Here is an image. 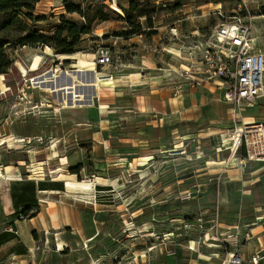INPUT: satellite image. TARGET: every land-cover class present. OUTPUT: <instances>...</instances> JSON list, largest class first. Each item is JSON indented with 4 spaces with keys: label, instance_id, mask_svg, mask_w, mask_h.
<instances>
[{
    "label": "rangeland",
    "instance_id": "obj_1",
    "mask_svg": "<svg viewBox=\"0 0 264 264\" xmlns=\"http://www.w3.org/2000/svg\"><path fill=\"white\" fill-rule=\"evenodd\" d=\"M32 14L0 11L13 61L0 73V233L11 234L0 264H222L229 251L252 264L264 256V162L238 155L236 165L208 163L230 157L217 149L236 116L263 118L264 96L243 109L226 102L205 79L211 66L197 46L237 15L253 24L264 51V0H38ZM62 16L90 30L71 54L48 39ZM36 32L48 41L18 42ZM99 45L111 47L114 64L95 70L126 85L78 86L83 100L64 108L62 92L33 84L48 70L59 83H83L65 75L75 59L55 54L92 62ZM36 55L39 70L22 76L17 63L31 68ZM86 74L94 82L96 73ZM186 92L196 103L206 98L194 123L170 113L168 99ZM42 183L63 190L41 193Z\"/></svg>",
    "mask_w": 264,
    "mask_h": 264
},
{
    "label": "built area",
    "instance_id": "obj_2",
    "mask_svg": "<svg viewBox=\"0 0 264 264\" xmlns=\"http://www.w3.org/2000/svg\"><path fill=\"white\" fill-rule=\"evenodd\" d=\"M252 29L251 22L235 15L232 20L216 26L209 39L197 45L204 58L202 63L211 66L205 72V79L217 82L223 99L240 109L254 107L264 96V51L258 38L252 36ZM94 60L96 66H112L114 54L111 47L97 46ZM236 117L234 126L223 128L226 132L218 153L226 150L230 156L243 155L242 159L247 162H264V118L244 121ZM9 230L17 233L12 227ZM190 249L193 248L190 246ZM175 252L170 250L168 253ZM241 256L239 252L229 251L222 264H242ZM263 257L257 252L250 263L259 264Z\"/></svg>",
    "mask_w": 264,
    "mask_h": 264
},
{
    "label": "bare ground",
    "instance_id": "obj_3",
    "mask_svg": "<svg viewBox=\"0 0 264 264\" xmlns=\"http://www.w3.org/2000/svg\"><path fill=\"white\" fill-rule=\"evenodd\" d=\"M55 56H56L57 59H63V60L66 59V58L75 59L74 62L72 63V67H74L75 70L73 72H71L70 70L66 71L65 75H67L69 77H74L75 81H80V82H83V83H80V84H77V82H75V84L74 83L72 84L71 82L59 83L57 78L60 75L59 76H56V75L53 76V74H52L53 71L52 70H48V71L44 72L43 74H41L40 76H38L36 78H33L32 80H33V84H35L36 86L41 85L42 86L41 88L44 91L45 90H49V91H52V92H62L64 94V98H65V102H64L65 105L63 106L64 108L71 107V105H70L71 102H70L69 99H72V97L74 98L73 102L78 101V100H83V99H78L77 98L78 96L81 95L79 93V91L77 90L78 86H89V85L94 86V85H96L97 87H100L101 86L100 84L113 85V86L126 85V84H119V83L116 84L113 80H111L109 78H106L108 75L102 74V73H98L95 70L94 57H93V61L91 62L90 60H87L86 58H84L81 54H74V55H69V56L68 55H62V54H55ZM40 59H41V56L40 55H36L35 56V60H34V62L32 64V67L30 69L28 67H26L24 64L17 63L18 69L20 70L22 76L27 78L29 73H30V71L39 70V61H40ZM198 65H201V64L199 63ZM87 71L94 72V76H95V73H96V79H94V82H93V79H90L88 77V75L86 74ZM54 77H56V79H53ZM0 80H1L0 84H1L3 92H4V91L7 90V87L4 84L3 76H1V75H0ZM234 125H235V123L233 122L232 126H234ZM11 140H12V137L11 136H7L6 139L3 141V143L7 142V141L10 142ZM189 156L191 157V155H189ZM234 157L235 156L231 155L230 157H228L229 159L227 158V159L222 160V161H217V160L210 159L208 163L211 164V165H220V166L221 165H225V164L236 165ZM39 169H42V168L40 167ZM2 173H0V174L3 175ZM8 173H9V171H8ZM68 183H70V182H68ZM74 184H72V185H74ZM67 188H68V190L74 189V187L71 186L70 184L67 186ZM87 188H85V189H87ZM49 203H51V202L49 201ZM66 220H67L66 218H63V221H66ZM65 246L66 245L63 242H59L60 249L64 248ZM211 255L212 254H210V255L209 254H206V255L200 254L201 258H204V259H206V258L207 259L208 258L212 259V257H210ZM212 256H214V255H212Z\"/></svg>",
    "mask_w": 264,
    "mask_h": 264
},
{
    "label": "trees",
    "instance_id": "obj_4",
    "mask_svg": "<svg viewBox=\"0 0 264 264\" xmlns=\"http://www.w3.org/2000/svg\"><path fill=\"white\" fill-rule=\"evenodd\" d=\"M38 0H0V11L4 12L5 17H18L20 14L28 18H33L32 11H34V3ZM135 0H130V4L134 3ZM66 10L69 13L78 12L83 14L81 7L74 4L66 3ZM40 19V18H37ZM106 19V18H103ZM62 24L57 28L55 33L49 37V42L57 53L71 54L74 53V47L79 43L82 35L90 32L89 28L85 25H79L75 22L67 20L64 16L61 17ZM10 20H8L9 22ZM151 24V22H150ZM45 35L39 34L38 32L32 33L29 36L20 38L18 40L21 44L27 43H45L47 42ZM11 42L6 37L0 36V73L5 72L9 67L12 66V60L6 53L5 45ZM78 172V168L75 170ZM11 239L9 232L0 233V246Z\"/></svg>",
    "mask_w": 264,
    "mask_h": 264
},
{
    "label": "crops",
    "instance_id": "obj_5",
    "mask_svg": "<svg viewBox=\"0 0 264 264\" xmlns=\"http://www.w3.org/2000/svg\"><path fill=\"white\" fill-rule=\"evenodd\" d=\"M30 72H32V71H30ZM211 92H213V91H211ZM193 95L194 94H192L191 92H186V93L178 95L177 97H173V98L168 99V105H169L171 116H175V118H177L178 121H189V122L194 123L196 120H199V117L196 116V114H197L198 110H201V108L204 107V103H206V98H205V96L200 94L198 96L199 101H198V103H196L197 100H196V98H192ZM176 100H177V102H175ZM260 116L264 118V113L261 114ZM178 121H177V123H179ZM223 124L224 123H222V122L220 125L218 124L217 125L218 129L222 128ZM178 130H179V126H175L173 128V131H178ZM9 168H10V166L4 167V172L8 173L9 170H7V169H9ZM59 190H63L61 188L60 184L42 183V187L40 189V192L41 193H47L50 191L53 192V191H59ZM10 203H11V201H9V199L6 198V199H4V203L2 206V209H4V211H7V213H9V214L12 213ZM256 228H259V226Z\"/></svg>",
    "mask_w": 264,
    "mask_h": 264
}]
</instances>
